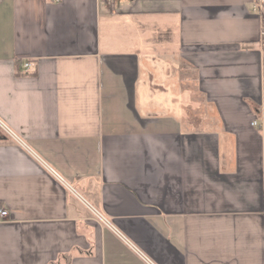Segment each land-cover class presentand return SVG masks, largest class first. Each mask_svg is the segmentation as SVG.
I'll return each instance as SVG.
<instances>
[{
  "label": "crops",
  "instance_id": "0c3cea01",
  "mask_svg": "<svg viewBox=\"0 0 264 264\" xmlns=\"http://www.w3.org/2000/svg\"><path fill=\"white\" fill-rule=\"evenodd\" d=\"M251 1H0V264H264Z\"/></svg>",
  "mask_w": 264,
  "mask_h": 264
},
{
  "label": "built area",
  "instance_id": "2783aa9c",
  "mask_svg": "<svg viewBox=\"0 0 264 264\" xmlns=\"http://www.w3.org/2000/svg\"><path fill=\"white\" fill-rule=\"evenodd\" d=\"M105 1L110 2L112 0H105ZM251 11L253 13L258 14L261 18H263L264 17V0H252L251 1ZM261 35L264 37V26L261 29ZM33 65L34 64L31 61L24 60L22 62V64H21V66H22V72L23 73L30 72V69L33 67ZM251 125H253V126H259V122L256 119H254V120L251 121ZM6 130L8 131V133L12 137L16 138L19 142H21L16 136L13 135V133H11V131L9 129H6ZM22 144H24V143L22 142ZM8 217H9L8 210L5 209L4 207H0V221H3V220H5Z\"/></svg>",
  "mask_w": 264,
  "mask_h": 264
},
{
  "label": "trees",
  "instance_id": "16d2710c",
  "mask_svg": "<svg viewBox=\"0 0 264 264\" xmlns=\"http://www.w3.org/2000/svg\"><path fill=\"white\" fill-rule=\"evenodd\" d=\"M263 26H264V17H263Z\"/></svg>",
  "mask_w": 264,
  "mask_h": 264
}]
</instances>
